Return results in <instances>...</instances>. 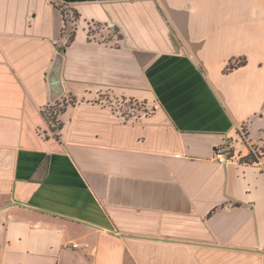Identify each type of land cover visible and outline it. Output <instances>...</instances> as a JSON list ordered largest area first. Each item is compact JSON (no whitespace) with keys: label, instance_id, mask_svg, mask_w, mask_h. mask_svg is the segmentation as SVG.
<instances>
[{"label":"crops","instance_id":"obj_1","mask_svg":"<svg viewBox=\"0 0 264 264\" xmlns=\"http://www.w3.org/2000/svg\"><path fill=\"white\" fill-rule=\"evenodd\" d=\"M262 140L264 0H0V264H264Z\"/></svg>","mask_w":264,"mask_h":264},{"label":"rangeland","instance_id":"obj_2","mask_svg":"<svg viewBox=\"0 0 264 264\" xmlns=\"http://www.w3.org/2000/svg\"><path fill=\"white\" fill-rule=\"evenodd\" d=\"M64 9V11H63ZM61 12L64 15L65 25H66V34L68 35V40L70 39V36L74 32L75 26L72 23H75L78 19L77 14L73 11H68L67 8H60ZM110 105L119 112L120 115H122L124 118H130V117H136V116H148L153 113V109L144 102L134 101V100H127V99H119L117 101H109ZM242 142L241 145L246 144L245 136L243 134L239 133ZM238 140V139H237ZM248 146V145H247ZM232 147V146H231ZM251 149H253L256 153H263L264 154V140L257 146H253ZM250 149V150H251ZM234 148H232L233 152Z\"/></svg>","mask_w":264,"mask_h":264},{"label":"water","instance_id":"obj_3","mask_svg":"<svg viewBox=\"0 0 264 264\" xmlns=\"http://www.w3.org/2000/svg\"><path fill=\"white\" fill-rule=\"evenodd\" d=\"M62 56L59 54L52 65V68L48 75V83L50 87V100L56 101L62 94L63 88L60 80Z\"/></svg>","mask_w":264,"mask_h":264},{"label":"built area","instance_id":"obj_4","mask_svg":"<svg viewBox=\"0 0 264 264\" xmlns=\"http://www.w3.org/2000/svg\"><path fill=\"white\" fill-rule=\"evenodd\" d=\"M120 116L123 117L122 115H120ZM239 132L241 134H243V136H244L243 128H240ZM250 152H252L253 155L256 157L257 153L253 149H251ZM213 159L216 162H218L220 164H223V165L239 163L240 162V159L237 158L235 155H233V152L231 151V147L229 146L228 143H224L223 145L218 146V147L215 148L214 153H213ZM72 247L76 248L77 245H72Z\"/></svg>","mask_w":264,"mask_h":264},{"label":"trees","instance_id":"obj_5","mask_svg":"<svg viewBox=\"0 0 264 264\" xmlns=\"http://www.w3.org/2000/svg\"><path fill=\"white\" fill-rule=\"evenodd\" d=\"M62 8H65V7H62ZM67 10L69 12L72 11L70 9H67ZM63 11H64V9H63ZM73 12H75V11H73ZM77 17H79L78 14H77ZM72 40H73V34L70 36L69 42L72 41ZM63 50H64V47L59 49V51H63ZM244 64H245V61L244 60H238L234 64H231L230 63L229 66L225 70L228 71V70L234 69L236 67L242 66ZM54 111H55V109L54 110H51L50 109V111L48 110L47 113H44V116L47 118V120L50 121V122H53V123H55L56 115L59 114V112L61 111V109L60 110H56L55 112ZM251 159L252 160L255 159V156L253 155L252 152H250L248 154V156L244 160H251Z\"/></svg>","mask_w":264,"mask_h":264}]
</instances>
